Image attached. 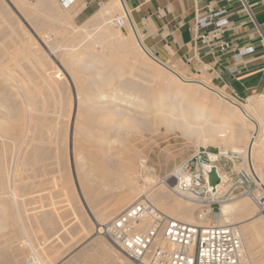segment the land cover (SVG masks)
<instances>
[{
  "label": "rangeland",
  "instance_id": "obj_1",
  "mask_svg": "<svg viewBox=\"0 0 264 264\" xmlns=\"http://www.w3.org/2000/svg\"><path fill=\"white\" fill-rule=\"evenodd\" d=\"M2 14L5 15L2 16ZM0 17V20L3 19L1 20L3 21L2 24L5 27L7 26L9 30L12 28L13 30L11 29V31H13L14 35L16 34V37L25 38L26 41L30 40L28 42H30V45L33 46L37 51V54H39L40 57L37 64H41L42 66L38 65L39 70L37 72H35L36 70H30L33 76L26 80V84L27 88H29V92L31 93L33 91L31 94L38 98V104L45 103L49 107V109L46 108L48 113L47 111L45 112L48 115L50 122L52 121L53 127L56 128L54 133V139L56 141L55 146H57V149L54 148L56 153H54L53 149V151H51L52 153L46 155L48 157L51 155L49 158H46L44 154L45 158L42 154V156L39 155L38 159H40L35 165L25 163L26 165L24 164L20 167L22 173L19 172V174H24L22 176L20 175L22 179L21 181H24L23 183L18 181L19 183L16 185L18 199L21 197L24 199L22 200L24 204L21 202L19 206L21 210H23V222L25 221V223H29L28 225L25 224L29 227L28 230L30 231L28 233H30L35 244H40L41 247L37 246V248L41 249L44 245L47 247V251H45L46 248L41 249L44 251L43 256H46L47 259H45V257L43 258L44 260L36 258L34 261L37 262V264H49V262L50 264H100L102 261L100 256H102L101 252L103 251L101 249H94L93 242L96 238L103 239V247H106L107 251L111 250L112 253L121 257V259H119L121 260L119 262L120 264H137V262L131 259L120 247L109 241L104 235L98 234L96 228L99 223H105L118 215L121 212V208L123 210L128 205L135 202V200L140 199L138 197L147 190L163 189L175 198L178 197V199H181L186 205L193 208L194 224L195 222L196 224L201 225L211 223L219 224L218 215H216L215 219H212L210 215L205 218H200L198 215L200 208L197 204L188 199H183L174 192L172 193L170 187L164 185L165 182L171 181V175L174 174L176 170L180 168L182 164L199 148H207L214 153L227 152L224 153L225 156H221L218 161L220 167L225 165V167L220 168L225 178V182L220 188L218 194L222 200L221 204L223 201L246 199L252 206H254L253 208L255 212L258 211L255 201L246 193V191L250 190L256 196H264V189L258 184V182H256V179L255 186L251 185L248 187L239 184L233 187L232 190L228 191L231 183L229 179L235 177V174L238 171L247 168L248 165L244 154L235 150L227 140V136L232 133V130H230L229 127H231V129L240 127L242 123V115L232 105L221 99L218 94L213 93L204 87L182 85V87L179 88L177 87L178 85L169 86L161 77H156L151 70L152 65L157 64L149 59L139 48L135 35L132 32V28L130 24L127 23L125 12L121 10L119 16L113 14L110 19L105 20L104 22L94 19L83 24H78L73 20L72 14L68 10L63 9L59 3L51 2L47 5H43L36 0H0ZM118 17H125L126 22L123 27L116 24L115 19ZM20 29L22 30L20 31ZM109 30H112L111 33ZM89 33L90 35H88ZM104 34H108V38H100L105 36ZM87 36L89 38H86ZM93 36L97 38V42H93ZM10 37L11 36H8L6 39L9 40ZM103 42L106 44L105 46ZM101 45L104 48H102ZM65 47L67 50H65ZM40 68L42 69V72L40 71ZM182 72L185 73L184 71ZM48 73L52 75L48 77ZM169 74H172V72ZM185 75L188 77L202 78L197 73H185ZM44 77L46 79L43 81ZM53 79L55 80L54 82ZM33 80L35 82L38 80V84L35 85ZM175 80L177 83L178 79L175 78ZM43 83H46L48 88L51 89L45 87L46 84ZM33 84L36 87L33 86ZM183 86H186L187 90ZM30 88H32V90ZM180 89L185 90L182 92L187 95L185 96V99L181 101V104L185 107L186 118H181V111L179 112V109L176 108L173 110V113L180 117L178 125L182 126V128L175 126L168 130L165 125L158 121V118L163 115L160 111H157L160 103L159 97L162 94L167 96L173 94L177 95ZM49 90L51 93H49ZM100 93H103L107 97L99 98L98 96ZM111 96L113 99H108V97ZM178 96H180V94ZM115 97H122V100H114ZM234 98L247 105L253 100L264 99V93H254L252 96L245 99ZM123 99H125L126 102L123 101ZM107 100H110L111 104L109 106L104 105ZM134 101L135 103H142V105H151L150 111L147 112L148 114H153L152 110L154 111V119L146 128H143L139 122V119L144 117L145 114L142 113L140 109L131 110L129 107V105L132 104L131 102ZM49 103L54 105L51 106ZM64 107L66 108V111H64ZM199 108H202V110L200 111ZM164 109L165 111L163 112H170L168 106ZM196 110L199 111L196 112ZM195 112L201 113V116L203 115L200 121L194 120L193 117H195ZM1 114L2 111L0 110V116ZM93 114L96 116L94 117ZM96 117L101 120V122H99ZM91 120L96 121L93 122ZM226 120H228V122ZM224 121H226V123ZM103 122L108 123L105 125ZM118 123H123V125ZM223 123L230 126L226 125L228 130L227 136L219 137L218 130L222 128L221 126L224 125ZM186 128L188 131L184 132ZM247 132V135L244 137L245 140L242 137L236 140L234 145L237 147H243L246 138L256 135L255 128H249ZM1 134L5 133L0 129V138L2 137ZM84 135L86 137H84ZM63 137L65 138L63 139ZM102 139L105 140L103 141ZM114 140H116L115 143ZM6 148H9L8 145ZM60 153L62 155L64 154V157L61 156ZM6 154L5 159L9 158V155L7 154V156ZM115 157L123 164H121L122 166L120 167L118 166L119 169L117 171L113 173L110 172L109 175L112 174L110 175L111 178L107 177L110 180L105 181L102 177L104 171L98 169V166L100 165L99 163H105L107 161L116 162L117 160H115ZM77 163L84 166V169L80 172L83 174L85 173L86 177L94 180L91 183L92 188L90 189L94 200L92 197V199L90 198V202L85 196H83L84 193L78 180ZM46 164L51 165L46 166ZM31 165L34 166L32 167ZM42 166L45 167L42 168ZM27 167H30V169L28 170ZM38 168L42 170L39 171L41 174L38 172ZM27 172L29 174H27ZM45 172L46 174H44ZM32 173L35 175V178L33 177L35 182H32V177L30 176H34ZM28 175L29 178L31 177L30 179H28ZM43 175H46L47 179L51 177L49 178L51 182L49 179H45ZM58 176L61 177L60 180L57 179ZM113 176L115 179H112L114 178ZM70 177L73 180V183H75L74 185L69 179ZM67 179H69V181ZM36 180H41L42 182L40 183L37 181L38 184ZM46 181L50 183H47ZM172 181L173 182L170 185L174 183V179H172ZM65 182H71L72 184L68 183L67 185ZM22 184L25 186L23 185L21 187ZM138 184L141 185L139 186ZM66 186L68 187L66 188ZM133 186L138 187L137 192L133 194V199L129 201V203L126 202L122 207L120 206L118 208V210L120 209L119 212L116 210L107 213L106 210L111 209L113 205H115L116 202L114 199L117 200ZM23 187H26L25 189L27 190L23 189ZM76 191L78 194L75 193L72 195V193ZM37 193L39 194L37 195ZM51 194H53V196ZM55 196H57L58 199L57 197L55 199ZM67 196H69V198H67ZM32 197L33 201L31 200ZM65 198L67 199L65 200ZM44 200H46V203ZM7 201L9 200L7 199ZM7 201L5 202L6 204L4 208L8 206L10 210H6L8 207L6 209L0 208V264H28L27 261L30 258H33V252L27 245V242H25L26 239L24 237V232L18 225V223L20 224L18 217L13 213L14 206L10 205L12 201H9L10 203ZM0 203V206L2 205L1 207H3V202ZM59 205H61V208H59ZM67 206L69 207V211L66 210L68 209ZM220 207L221 205H218L215 210L219 212ZM34 208L37 211H35ZM98 208L103 209L107 214L104 213V216L102 217ZM67 211L68 215H65L67 214ZM43 213L46 216H44ZM60 213H62V216H60ZM260 215L264 219V214L260 213ZM25 216L28 219H26ZM31 219H33L34 222H32L33 220ZM55 219L56 221H59L56 223ZM63 220L65 221L63 222ZM53 222H55V225ZM62 225L64 227H62ZM38 229L39 231H37ZM58 236L60 238H57ZM62 236L64 238H62ZM53 237L54 240L52 239ZM51 240L55 245H53ZM57 241H59L58 243L60 245ZM18 255H21V257ZM48 255H50L49 258ZM22 256L25 257H23L24 261L21 260Z\"/></svg>",
  "mask_w": 264,
  "mask_h": 264
},
{
  "label": "bare ground",
  "instance_id": "obj_2",
  "mask_svg": "<svg viewBox=\"0 0 264 264\" xmlns=\"http://www.w3.org/2000/svg\"><path fill=\"white\" fill-rule=\"evenodd\" d=\"M117 1V0H116ZM5 14H2V16H4ZM104 15V14H103ZM102 15V16H103ZM1 16V17H2ZM0 17V18H1ZM104 18V17H103ZM108 19V18H107ZM104 18V21L107 20ZM3 20V19H1ZM0 20V110L2 111V114L0 116V129L3 133L5 134H1L2 137L0 138V202H3V207L0 206V208H4L5 206V202L7 201V199L9 201H12V203H10L11 206H14V214L18 217V221H20V224L18 223V225L20 226V228L23 230L24 232V237H25V242H27V245L29 246V248L31 249V251L33 252V258H30L27 262L31 261V262H35L34 260H36V258H41V260L46 256H43V252L41 249L42 248H46L45 251H47V247H45V245L39 249L37 248V246H40V244H35L34 240L31 238L30 233H28L30 230L28 226H26L25 224H29V223H25V221L23 222V217H22V211L19 204L22 202V197L18 199V194L16 192V185L17 183H19L18 181H21V177L20 175H24L21 174L22 169L20 171V167H22L25 163H31V164H36V162L39 161L38 156H42L43 154L45 155V157L47 158L48 156H46L47 154L52 153L51 151H53V149H57L56 145V141L54 139V133L56 131V128L53 127L52 121L50 122V119L48 118V115L46 114L45 111H47L46 108L49 109V107L43 103V104H38V98H36V96H34L33 91L30 93L29 92V88H27V84H26V80L29 79V77H32L33 74H31L30 70H36L35 72H37L39 70V64H37L39 62V54H37V51L35 50V48L33 46L30 45V40H27L24 38H20V37H16V34L14 35L13 31H11V29L9 30L8 27L4 26L2 24L3 21ZM130 26L132 28V32L135 35L136 38V42H138L139 48L142 50V52L151 60H153L157 65H152V70L153 73L156 75V77H161L166 83H168L169 86H173V85H178L177 87H182V85H191V86H195V87H204L208 90H210L213 93H216L220 96L221 99L225 100L226 102H228L230 105H232L241 115H242V123L240 125V127L231 129L232 133L230 135L227 136V126L230 125H222L220 128V130H218V135L219 137H226L227 136V140L228 143L232 145V147L235 150H238L240 153L244 154L246 161L248 162L247 164V169L249 170V172H251L255 179L256 182H258V184L264 189V99H256L253 100L251 103L249 104H244L241 103L240 101L236 100L234 97H232L231 95L227 94L226 92H224L221 88H219L218 86L210 83L209 81L205 80L204 78H194V77H188L185 75V73H183L182 71L174 68L170 63H167L163 60H161L160 58H158L157 56H155L148 48V46L145 44L142 36L139 34L136 25L134 24V22L131 20L130 21ZM5 23V22H4ZM107 23V22H106ZM11 25V24H10ZM13 25V24H12ZM18 25V24H17ZM9 26V25H8ZM19 27V26H18ZM71 28V27H70ZM113 28V27H111ZM13 30V29H12ZM22 29H20L21 31ZM73 31V30H72ZM76 31V30H75ZM101 31V29H100ZM110 31V30H109ZM112 31V30H111ZM110 31V33H111ZM69 32V31H68ZM74 32V31H73ZM107 32V31H106ZM115 32V31H114ZM60 33V32H59ZM66 33V32H65ZM109 33V32H108ZM43 34V33H42ZM67 34V33H66ZM76 34V33H75ZM62 35V34H61ZM90 35V33L88 34ZM105 35V34H104ZM112 35V34H111ZM11 36L9 38V40L6 39V37ZM18 36V35H17ZM45 36V35H44ZM72 37V36H71ZM91 37V36H90ZM112 37V36H111ZM117 37V36H116ZM48 38V37H47ZM65 38V37H64ZM67 38V37H66ZM76 38V37H74ZM73 38V39H74ZM79 38V37H78ZM86 38H89L88 36ZM102 39L104 38H108V34H106L105 36L100 37ZM110 38V37H109ZM72 39V38H71ZM70 39V40H71ZM115 39V38H114ZM113 39V40H114ZM121 39V38H120ZM80 40V39H79ZM118 40V39H117ZM130 40V39H129ZM2 41V42H1ZM77 41V40H76ZM122 41V40H121ZM131 41V40H130ZM75 42V41H74ZM84 42V41H83ZM86 42V41H85ZM93 42H97V38L93 36ZM104 42L106 43V41L104 40ZM103 42L104 46L106 45ZM123 42V41H122ZM75 44V43H74ZM71 46V45H70ZM102 46V45H101ZM79 47V46H78ZM102 48H104L102 46ZM73 49V48H72ZM65 50L66 47H65ZM110 50V49H109ZM68 52V51H66ZM64 54V53H63ZM140 54V53H139ZM64 56V55H62ZM143 61V59H142ZM149 62V61H148ZM92 64V63H91ZM152 64V63H151ZM39 65V66H38ZM42 66V65H41ZM108 66V65H107ZM89 67V66H87ZM41 69V68H40ZM42 72V69L40 70ZM145 71V70H144ZM172 72V74H169L170 72ZM51 72V71H49ZM80 73V72H79ZM40 74V73H39ZM45 74V73H44ZM53 74V72H52ZM51 74V75H52ZM98 74V73H97ZM49 73L47 74V76H51ZM75 76V75H74ZM91 76V75H90ZM96 76V75H95ZM150 76V75H149ZM97 77V76H96ZM151 77V76H150ZM54 78V77H53ZM176 79H178L177 83L175 82ZM42 79V77H41ZM46 78L44 77L43 81ZM52 79V78H51ZM57 79V77H56ZM77 79V78H76ZM92 79V78H91ZM90 79V80H91ZM59 80V79H58ZM57 80V81H58ZM38 81V80H37ZM37 81L35 82L33 80V82L36 84ZM47 81V80H46ZM55 80L53 79V82ZM60 82V81H59ZM86 82V81H85ZM99 82V81H98ZM108 82V81H107ZM58 83V82H57ZM56 83V84H57ZM176 83V84H175ZM46 84V83H43ZM53 84V83H52ZM33 84V86H35ZM51 85V84H50ZM132 85V84H131ZM135 86V85H134ZM36 87V86H35ZM41 87V86H40ZM48 88V85L46 84V86ZM54 87V86H53ZM121 87V86H120ZM185 89L187 88L186 86H183ZM32 90V88H30ZM51 89V88H48ZM47 89V90H48ZM53 89V88H52ZM97 89V88H96ZM122 90V89H121ZM187 90V89H186ZM50 91V90H49ZM56 91V90H55ZM99 91V90H97ZM101 91V90H100ZM175 91V90H174ZM182 91H185L183 89H180L178 94L175 95H165L162 94L159 97V105H158V109L157 111H160L163 115H161L158 119V121L166 126V129H171L175 126H179L182 128V126L178 125L180 117L178 115H176L175 113H173V110H175L176 108L179 109L180 112V116L181 118L185 119L186 115H185V107L181 104V101L183 99H185V96H187L185 93H183ZM53 92V90H52ZM139 92V91H138ZM51 93V91L49 92ZM56 93V92H55ZM130 93V92H129ZM48 94V93H45ZM128 94V93H126ZM134 94V93H133ZM180 94V96H178ZM53 95V94H52ZM113 95V94H112ZM121 95V94H120ZM42 96V95H41ZM51 96V95H50ZM85 96V95H84ZM110 96V95H109ZM114 96V95H113ZM57 97V96H56ZM60 97V96H59ZM99 98H103V97H107L106 95H104L103 93H100ZM141 97V96H139ZM52 98V97H51ZM66 98V97H65ZM68 98V97H67ZM122 98V97H121ZM121 98H114V100H122ZM127 98V97H126ZM125 98V99H126ZM44 99V98H43ZM108 99H113V97H108ZM125 99H123V101H125ZM128 99V98H127ZM100 100V99H99ZM45 102V101H44ZM121 102V101H120ZM119 102V103H120ZM126 102V101H125ZM129 102V101H128ZM55 103V102H54ZM132 104L129 105L131 110L134 109H140V111L142 113L145 114L144 117L139 119L140 124L143 126V128H146L149 126L150 122L154 119V111L152 110L153 114H148L147 112L150 111L151 109V105H142V103L140 104L131 102ZM48 104V103H47ZM51 106L54 104L49 103ZM110 100H107L106 103L104 104L105 106H109ZM124 104V103H123ZM59 105V104H58ZM122 105V104H121ZM113 106V105H112ZM119 106V105H118ZM155 106V105H154ZM169 107L170 112L168 113L163 112L165 111V107ZM60 107V106H59ZM65 108V107H64ZM108 108V107H107ZM153 108V107H152ZM227 108V107H226ZM58 109V108H57ZM70 109V108H69ZM101 109V108H100ZM103 109V108H102ZM111 109V108H110ZM154 109V108H153ZM167 109V108H166ZM197 109V108H196ZM64 110V109H62ZM98 110V109H97ZM115 110V109H114ZM124 110V109H123ZM129 110V109H128ZM199 110L201 111L202 108ZM199 110H196L199 111ZM66 111V108L65 110ZM101 111V110H100ZM111 111V110H110ZM232 111V110H231ZM108 112V111H107ZM115 112V111H114ZM195 112V113H196ZM237 112V113H238ZM48 113V111H47ZM51 113V112H50ZM67 113V112H66ZM65 113V114H66ZM69 113V112H68ZM89 113V112H88ZM91 113V112H90ZM157 113V112H156ZM203 113V112H202ZM71 114V113H70ZM69 114V115H70ZM95 114V113H94ZM93 116L95 117L96 115ZM118 114V113H117ZM197 114V115H196ZM193 117L195 121H200L201 117V113H196ZM51 115V114H50ZM63 115V114H62ZM91 115V114H89ZM107 115V114H106ZM109 115V114H108ZM92 116V115H91ZM235 116V115H234ZM71 117V116H69ZM63 118V117H62ZM238 118V117H236ZM96 119H98L96 117ZM102 119V118H101ZM104 119V118H103ZM107 119V118H106ZM79 120V119H78ZM99 120V119H98ZM116 120V119H115ZM61 121V120H60ZM59 121V122H60ZM89 121V120H88ZM93 121V120H91ZM96 121V120H94ZM93 121V122H94ZM228 122V120H226ZM226 121H224L226 123ZM230 121V120H229ZM66 122V121H65ZM69 122V121H68ZM77 122V121H76ZM99 122H101V120H99ZM97 122V123H99ZM106 122V120H105ZM219 122V121H218ZM231 122V121H230ZM80 123V122H79ZM78 123V124H79ZM104 123V122H103ZM108 123V122H107ZM107 123H104L105 125H107ZM113 123V122H112ZM95 124V123H94ZM101 124V123H100ZM118 124H122L123 123H118ZM93 125V124H92ZM96 125V124H95ZM94 125V126H95ZM113 125V124H112ZM77 126V125H76ZM79 126V125H78ZM118 126V125H117ZM116 126V127H117ZM234 126V125H233ZM78 128V127H77ZM87 128V127H86ZM119 128V127H117ZM249 128H255L256 129V135L254 136H249V138H246L245 141V145L243 147H237L235 144V141L240 139V138H244L245 135H247V131ZM82 129V128H81ZM64 130V129H63ZM188 129L186 128L184 132H187ZM87 132V131H86ZM138 132V131H137ZM61 133V131H60ZM64 133V132H63ZM92 133V132H91ZM86 134V133H85ZM94 134V133H93ZM87 135V134H86ZM64 136V134H63ZM92 136V135H91ZM84 137H86L84 135ZM90 137V136H89ZM97 137V136H96ZM103 137V136H102ZM114 137V136H113ZM112 137V138H113ZM56 138V136H55ZM65 137H63L64 139ZM93 138V137H92ZM91 138V139H92ZM95 138V137H94ZM115 138V137H114ZM103 140V139H102ZM105 140V139H104ZM103 140V141H104ZM245 140V138H244ZM66 141V140H64ZM111 141V140H110ZM107 142V141H106ZM113 142V140H112ZM116 142V140H114V143ZM208 142V141H207ZM58 143V142H57ZM60 143V142H59ZM119 144V143H118ZM123 144V143H122ZM8 145V149L6 148V146ZM62 145V144H61ZM135 145V144H134ZM60 146V145H59ZM58 146V147H59ZM123 146V145H122ZM62 147V146H60ZM59 147V148H60ZM67 148V146H66ZM54 149V153L55 152ZM63 149V148H62ZM61 149V150H62ZM100 149V148H99ZM104 149V148H103ZM59 150V149H58ZM65 150V149H64ZM112 150V149H111ZM127 150V149H126ZM66 151V150H65ZM64 151V152H65ZM103 151V150H102ZM108 151V150H107ZM106 151V152H107ZM9 155V158L5 159V154ZM59 153V152H58ZM115 153V152H114ZM223 153H227V152H223ZM6 154V155H7ZM42 154V155H41ZM61 154V153H60ZM67 154V153H66ZM79 154V153H78ZM116 154V153H115ZM7 155V156H8ZM43 155V157H44ZM64 155V154H63ZM61 154V156H63ZM51 156V155H50ZM49 156V157H50ZM66 156V155H65ZM79 156V155H78ZM218 156V153H211V157L212 158H216ZM44 157V158H45ZM48 157V158H49ZM64 157V156H63ZM43 158V159H44ZM53 158V157H52ZM68 159V158H67ZM66 160V159H65ZM115 160H117V158L115 157ZM129 160V159H128ZM42 161V160H41ZM56 162V161H55ZM63 162V161H62ZM123 162V160H122ZM54 163V162H52ZM59 163V162H58ZM57 163V164H58ZM91 163V162H90ZM40 164V163H39ZM100 164V165H99ZM98 165V169H101V171H104V174H102V177L104 178L105 181H109L110 179L107 177H110V172H115L119 169L120 166H122L121 162H119V160H117L116 162H105V163H99ZM133 164V163H132ZM26 165V164H25ZM33 165V166H34ZM41 165V164H40ZM51 165V164H50ZM47 165L46 166H50ZM64 165V164H63ZM78 166V180H79V184L82 187L83 193L86 199L89 200V202L91 201L90 198L91 193H90V189L91 187V183L94 181L93 179H90L88 177H86V174L81 173L80 171H82V169H84V166L79 165L77 163ZM32 166V165H31ZM32 166V167H33ZM119 166V167H118ZM31 167V168H32ZM38 167V166H36ZM40 167V166H39ZM45 166H42V168H44ZM55 167V166H54ZM68 167V166H67ZM66 167V168H67ZM28 168V167H27ZM41 168V169H42ZM51 168V167H50ZM63 168V167H62ZM30 169V167L28 168V170ZM55 169V168H54ZM69 169V168H68ZM179 169V168H178ZM177 169V170H178ZM34 170V169H33ZM48 171H50L49 169H47ZM53 170V169H52ZM61 170V169H60ZM176 170V171H177ZM36 171V170H35ZM42 171L38 168V172ZM19 172H21L19 174ZM60 172V171H59ZM64 172V171H62ZM31 173V172H30ZM37 173V172H35ZM40 173V172H39ZM48 173V172H47ZM118 173V172H117ZM219 173L222 179V182L217 186V193L216 195L218 196L220 188L223 185V181L225 180L224 178V174L221 172V170L219 169ZM27 174H29L27 172ZM34 175V173H32ZM41 174V173H40ZM43 174V173H42ZM46 174V172L44 173ZM71 174V173H70ZM97 174V172H96ZM38 175V174H37ZM65 175V174H63ZM109 175V176H108ZM171 175V174H170ZM32 182L35 180L33 179V177L35 178V175L32 176ZM45 177V179H47L46 175H43ZM62 176V175H61ZM71 176V175H69ZM30 177V178H31ZM40 177V176H39ZM43 177V179H44ZM49 177V176H48ZM114 177V176H113ZM23 178V177H22ZM27 178V177H26ZM29 175H28V179ZM38 178V176H37ZM36 178V179H37ZM51 178V177H49ZM48 178V179H49ZM55 178V177H54ZM61 177L58 176L57 179L60 180ZM94 178V177H92ZM111 178V177H110ZM168 178V176H167ZM41 179V178H40ZM47 179V180H48ZM71 180V182L73 183V180L71 179V177L69 178ZM69 179H67L69 181ZM112 179H115L112 178ZM169 179V178H168ZM50 180V179H49ZM54 180V179H53ZM52 180V181H53ZM24 181V180H23ZM23 181H21V183H23ZM28 181V180H26ZM30 181V180H29ZM38 180H36L37 182ZM44 181V180H43ZM66 181V180H65ZM38 182H42L41 180H39ZM37 182V183H38ZM47 182V181H46ZM51 182V180H50ZM47 182V183H50ZM60 182V181H59ZM62 182V181H61ZM71 182H65L67 183H71ZM133 182V181H132ZM135 182V181H134ZM172 179L169 182H165L164 185H166V187H170L171 189V183H172ZM20 183V184H21ZM29 183V182H28ZM71 183V184H72ZM31 184V183H30ZM39 184V183H38ZM52 184V183H51ZM55 184V183H54ZM58 184V183H57ZM75 183H73L74 185ZM24 184L21 185V187ZM29 185V184H27ZM71 185V186H73ZM139 185V184H138ZM141 185V184H140ZM139 185V186H140ZM25 186V185H24ZM40 186V185H39ZM49 186V185H48ZM55 186V185H54ZM98 186V184H97ZM18 187V186H17ZM37 187V186H36ZM52 187V186H51ZM68 186H66L67 188ZM26 188V187H25ZM23 187V189H25ZM55 188V187H54ZM60 188V187H58ZM63 188V187H62ZM129 188V187H128ZM43 189V188H42ZM49 189V188H48ZM61 189V188H60ZM95 189V188H94ZM93 189V190H94ZM27 190V189H25ZM24 190V191H25ZM51 190V189H50ZM49 190V192H50ZM54 190V189H53ZM52 190V191H53ZM96 190V189H95ZM138 187H130L128 189V192L120 198H118V202L117 204L111 208V211H116L119 212L118 208L122 205H125L126 202L129 203V201H131L133 199V194L135 192H137ZM21 191V190H20ZM23 191V190H22ZM45 191V190H44ZM47 191V190H46ZM51 191V193H52ZM71 191V190H70ZM99 191V190H98ZM173 193V190H171ZM31 192V191H30ZM48 192V191H47ZM56 192V191H55ZM64 192V191H63ZM72 192V191H71ZM26 193V192H23ZM28 193V192H27ZM65 193V192H64ZM77 193L73 192V194ZM94 193V192H93ZM99 193V192H97ZM96 193V194H97ZM101 193V192H100ZM39 193H37L38 195ZM41 194V193H40ZM54 194V193H53ZM53 194H51L53 196ZM78 194V193H77ZM140 194V193H139ZM55 195V194H54ZM68 195V194H67ZM95 195V194H94ZM141 195V194H140ZM33 196V195H32ZM42 196V195H41ZM71 196V195H70ZM45 197V196H44ZM57 196H55L56 199ZM61 197V195H60ZM75 197V196H74ZM99 197V196H98ZM144 197L146 199H148L150 202H152L160 211L168 214L170 217L175 218L181 222L184 223H190V224H194V220H193V208H191L190 206L186 205L183 201H181V199L175 198L174 196H172L171 194L167 193L165 190L163 189H158V190H147L144 191V193H142L141 196H139L138 198ZM25 198V197H24ZM38 198V197H37ZM54 198V197H53ZM67 198H69V196H67ZM65 198V200L67 199ZM77 198V197H76ZM79 198V197H78ZM11 199V200H10ZM29 199V198H28ZM33 199V197L31 198V200ZM58 199V197H57ZM80 199V198H79ZM92 199V198H91ZM135 199V198H134ZM137 199V197H136ZM30 200V199H29ZM28 200V202H29ZM74 200V199H73ZM72 200V201H73ZM94 200V197H93ZM92 200V201H93ZM20 201V202H19ZM33 201V200H32ZM46 203V200H44ZM60 201V199H59ZM97 201V200H96ZM136 201V200H135ZM43 202V201H42ZM94 202V201H93ZM58 203V202H57ZM1 204V203H0ZM22 204H24V202H22ZM35 204V203H33ZM38 204V202H37ZM36 204V205H37ZM44 204V202H43ZM54 204V203H53ZM52 204V205H53ZM92 204V203H91ZM95 204V203H94ZM114 204V203H113ZM188 204V203H187ZM8 205V204H7ZM29 205V203H28ZM79 205V204H76ZM46 206V204H45ZM61 205H59V208ZM81 206V205H80ZM193 206V205H192ZM8 206H6L4 209H6ZM47 207V206H46ZM68 207V206H67ZM75 207V206H73ZM71 207V208H73ZM124 207V206H123ZM254 206H252L249 201H247L246 199H241V200H237V201H223L220 207V211L218 212V217H219V225H226V224H233L235 225L241 235H242V241H243V245L245 244V249H244V255L245 258L251 262L252 264H264V219L262 218V216L260 215V213L258 211L255 212ZM48 208V207H47ZM55 208V207H54ZM58 208V207H57ZM56 208V209H57ZM84 208V207H83ZM3 209V210H4ZM9 207L6 209L8 211ZM35 209V208H34ZM66 209V208H65ZM125 209V208H124ZM10 210V209H9ZM13 210V209H12ZM69 211V207L68 209H66ZM81 210V209H80ZM83 210V209H82ZM29 211V210H28ZM35 211H37L35 209ZM68 211L67 214L68 215ZM107 211V210H106ZM122 211V208L121 210ZM27 212V211H26ZM74 212V211H73ZM109 212V211H107ZM12 213V211H11ZM29 213V212H28ZM113 213V212H112ZM30 214V213H29ZM62 216V213H60ZM83 214V213H81ZM116 214V212H115ZM32 215V214H30ZM29 215V216H30ZM44 216H46L43 213ZM77 215V214H76ZM59 216V217H60ZM114 216V215H113ZM33 217V216H31ZM67 217V216H66ZM103 217V216H102ZM26 218V216H25ZM36 218V217H35ZM28 219V218H26ZM34 219V218H33ZM31 219V220H33ZM39 219V218H38ZM45 219V218H44ZM62 219V218H61ZM240 219V220H239ZM35 220V219H34ZM34 220L32 222H34ZM46 220V219H45ZM66 220V219H65ZM63 220V222L65 221ZM28 221V220H26ZM36 221V220H35ZM38 221V220H37ZM54 221V220H53ZM56 221V219H55ZM59 221V220H57ZM56 221V223H57ZM61 221V220H60ZM68 221V220H67ZM45 222V221H44ZM62 222V223H63ZM36 223V222H35ZM34 223V224H35ZM55 222H53L54 224ZM60 223V222H59ZM17 224V223H16ZM196 224V222H195ZM207 224V223H206ZM41 225V224H40ZM55 225V224H54ZM53 225V226H54ZM197 225H201V224H197ZM209 225V224H207ZM38 226V225H37ZM43 226V225H42ZM58 226V225H57ZM11 227V226H10ZM28 227V228H27ZM62 227H64L62 225ZM27 228V229H26ZM31 228V227H30ZM38 228V227H37ZM40 228V227H39ZM42 228V227H41ZM60 228V227H59ZM34 229V228H33ZM53 229V228H52ZM55 229V228H54ZM140 229H143V227H140ZM28 230V231H27ZM39 231V229L37 230ZM12 232V231H11ZM14 232V231H13ZM18 232V231H17ZM21 232V231H20ZM51 232V231H50ZM67 232V231H66ZM33 233V232H32ZM31 233V234H32ZM59 233V232H58ZM64 233V232H63ZM62 233V234H63ZM98 233V232H97ZM16 234V233H15ZM22 234V233H21ZM37 234V233H36ZM53 234V232H52ZM56 234V232H55ZM54 234V235H55ZM99 234V233H98ZM59 235V234H57ZM56 235V236H57ZM61 235V233H60ZM59 235V236H60ZM12 236V235H11ZM38 236V235H37ZM50 236V235H49ZM57 238H60V237ZM64 236V235H63ZM62 236V238H64ZM14 237V235H13ZM12 237V238H13ZM18 237V236H17ZM20 237V236H19ZM23 237V236H22ZM52 237V236H51ZM50 237V238H51ZM11 238V239H12ZM49 239V238H48ZM54 240V237L52 238ZM69 239V238H68ZM67 239V240H68ZM56 240V238H55ZM59 240V239H58ZM61 241V240H60ZM1 242V241H0ZM52 242V240H51ZM56 242V241H55ZM59 241H57L58 243ZM63 242V241H61ZM67 242V241H65ZM53 243V242H52ZM56 243V244H57ZM59 244V243H58ZM3 245V243H2ZM53 245H55V243H53ZM60 245V244H59ZM94 245V249H101L103 252H101L102 256H100L102 258V261L100 264H120L119 262L121 260V257H119L117 254L112 253L111 250L107 251L106 247H103V239L101 238H96L93 242ZM12 246V244H11ZM67 246V245H66ZM13 247V246H12ZM11 247V248H12ZM41 247V246H40ZM22 248V247H21ZM54 248V247H53ZM110 248V247H109ZM112 248V247H111ZM8 249V248H7ZM10 250V248H9ZM12 250V249H11ZM64 250V249H63ZM16 251V250H14ZM19 251V250H18ZM30 251V250H29ZM96 251V250H95ZM118 251V250H117ZM59 252V251H58ZM120 253V252H119ZM19 254V253H18ZM50 254V253H48ZM52 254V253H51ZM45 255V254H44ZM53 255V254H52ZM52 255H51V259H52ZM5 256V255H4ZM19 256V255H18ZM50 255H48L49 258ZM7 257V256H6ZM21 257V255L19 256ZM23 257L21 258L22 261ZM25 258V257H24ZM55 258V257H54ZM53 258V259H54ZM100 258V259H101ZM20 259V258H19ZM48 259V260H51ZM56 259V258H55ZM54 259V260H55ZM10 260V258H9ZM44 260V259H43ZM11 262V261H9ZM49 262V261H48ZM8 263V262H7ZM37 263V262H36ZM122 263V262H121ZM11 264V263H10ZM50 264V262H49ZM52 264V263H51ZM123 264V263H122ZM137 264H146L145 259L142 261H138Z\"/></svg>",
  "mask_w": 264,
  "mask_h": 264
},
{
  "label": "crops",
  "instance_id": "obj_3",
  "mask_svg": "<svg viewBox=\"0 0 264 264\" xmlns=\"http://www.w3.org/2000/svg\"><path fill=\"white\" fill-rule=\"evenodd\" d=\"M36 1L59 3L78 24L104 22L122 10L127 23L134 22L149 50L161 60L185 73H197L239 99L264 93V0H72L68 6L63 0ZM208 3L215 11L225 10L215 19L227 20L220 28L214 23L197 27V17L208 13ZM217 30L220 33L214 36ZM201 33L209 38L201 39ZM224 42L230 44L225 50ZM118 200L114 199L116 204ZM98 210L104 216L103 209Z\"/></svg>",
  "mask_w": 264,
  "mask_h": 264
},
{
  "label": "built area",
  "instance_id": "obj_4",
  "mask_svg": "<svg viewBox=\"0 0 264 264\" xmlns=\"http://www.w3.org/2000/svg\"><path fill=\"white\" fill-rule=\"evenodd\" d=\"M72 0H63L68 6ZM208 13L197 17V27L203 28L212 23L220 28L227 20L222 16L225 10L215 11L207 5ZM120 27L125 25V17L115 19ZM220 32H214V36ZM201 39H208L207 34H199ZM228 42L221 45L225 50ZM207 148L198 149L182 166L171 175L174 193L197 204L199 217L208 215L215 219L216 207L221 205V197L208 185V172L211 166L220 169L218 161L224 153L219 152L216 158L211 157ZM220 174V173H219ZM228 191L236 185H256L254 175L247 168L235 174ZM225 182V181H223ZM227 191V193H228ZM264 214V196H256L246 191ZM143 227V229H140ZM96 231L120 247L134 261L146 260V264H252L244 255V245L239 229L233 224L197 225L181 222L160 211L148 199L141 197L128 205L118 215L105 223H99ZM37 264L36 262H27Z\"/></svg>",
  "mask_w": 264,
  "mask_h": 264
},
{
  "label": "water",
  "instance_id": "obj_5",
  "mask_svg": "<svg viewBox=\"0 0 264 264\" xmlns=\"http://www.w3.org/2000/svg\"><path fill=\"white\" fill-rule=\"evenodd\" d=\"M222 182L216 165L211 166V170L208 172V185L212 187V191L216 192L217 186Z\"/></svg>",
  "mask_w": 264,
  "mask_h": 264
}]
</instances>
